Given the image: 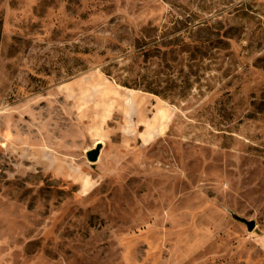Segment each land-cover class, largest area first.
<instances>
[{
  "label": "rangeland",
  "instance_id": "rangeland-1",
  "mask_svg": "<svg viewBox=\"0 0 264 264\" xmlns=\"http://www.w3.org/2000/svg\"><path fill=\"white\" fill-rule=\"evenodd\" d=\"M0 264H264V0H0Z\"/></svg>",
  "mask_w": 264,
  "mask_h": 264
},
{
  "label": "water",
  "instance_id": "water-1",
  "mask_svg": "<svg viewBox=\"0 0 264 264\" xmlns=\"http://www.w3.org/2000/svg\"><path fill=\"white\" fill-rule=\"evenodd\" d=\"M101 148V143H97L94 148L86 151V159L89 162L95 163L99 158ZM232 218L240 223H243L249 232H251L255 227L253 221H247L246 219L238 217L237 215H232Z\"/></svg>",
  "mask_w": 264,
  "mask_h": 264
},
{
  "label": "bare ground",
  "instance_id": "bare-ground-1",
  "mask_svg": "<svg viewBox=\"0 0 264 264\" xmlns=\"http://www.w3.org/2000/svg\"><path fill=\"white\" fill-rule=\"evenodd\" d=\"M86 87L89 88L90 90H95V92H99L100 89H99V86H98V83L97 82H88V84H86ZM97 143H100V141H97Z\"/></svg>",
  "mask_w": 264,
  "mask_h": 264
},
{
  "label": "trees",
  "instance_id": "trees-1",
  "mask_svg": "<svg viewBox=\"0 0 264 264\" xmlns=\"http://www.w3.org/2000/svg\"><path fill=\"white\" fill-rule=\"evenodd\" d=\"M125 87H127L126 85H124Z\"/></svg>",
  "mask_w": 264,
  "mask_h": 264
}]
</instances>
